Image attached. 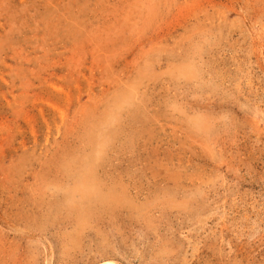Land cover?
Returning a JSON list of instances; mask_svg holds the SVG:
<instances>
[{
  "label": "rangeland",
  "instance_id": "obj_1",
  "mask_svg": "<svg viewBox=\"0 0 264 264\" xmlns=\"http://www.w3.org/2000/svg\"><path fill=\"white\" fill-rule=\"evenodd\" d=\"M106 259L264 264V0H0V264Z\"/></svg>",
  "mask_w": 264,
  "mask_h": 264
},
{
  "label": "bare ground",
  "instance_id": "obj_2",
  "mask_svg": "<svg viewBox=\"0 0 264 264\" xmlns=\"http://www.w3.org/2000/svg\"><path fill=\"white\" fill-rule=\"evenodd\" d=\"M127 98V97H126ZM104 128V127H103ZM103 128H102V130H103ZM101 136V135H100ZM89 159V158H88ZM94 159V158H93ZM87 162V161H86ZM89 163V162H88ZM85 165H87V164H85ZM89 165V164H88ZM89 171V170H88ZM85 175V174H84ZM89 177V176H88ZM90 178V177H89ZM89 178H84L83 180H82V188H83V190H84V193L86 194V195H89V193H90V191H93V188H91V185H90V180H89ZM93 179V178H92ZM95 182V181H94ZM80 184H81V182H80ZM73 192H75L74 190H73ZM70 194V193H69ZM75 194V193H74ZM80 194V193H79ZM93 194V193H92ZM91 194V195H92ZM98 194V193H97ZM95 195V194H94ZM93 195V196H94ZM90 196V195H89ZM72 197V196H71ZM73 197H74V195H73ZM92 198V197H91ZM103 199V200H107V199H113L112 198V196L110 197H108V196H105V195H100L99 196V199ZM76 199H78V198H76ZM82 199V198H81ZM71 200V199H70ZM114 200V199H113ZM78 201V200H77ZM90 201V200H89ZM84 202V201H83ZM94 202V201H93ZM92 202V203H93ZM69 203V202H68ZM73 203H75L74 201H73ZM78 202H76V204H77ZM85 203V202H84ZM91 203V202H90ZM70 205V204H69ZM92 205V204H91ZM87 206V205H86ZM78 207V206H77ZM90 207V206H89ZM88 207V208H89ZM81 209V208H80ZM66 210V209H65ZM76 210V209H75ZM85 210V209H84ZM86 213H87V210L85 211ZM85 213V214H86ZM84 214V213H83ZM82 214V215H83ZM81 215V214H80ZM107 260V259H106ZM106 263L107 264H117V262L115 263L114 261H112V260H107L106 261Z\"/></svg>",
  "mask_w": 264,
  "mask_h": 264
}]
</instances>
